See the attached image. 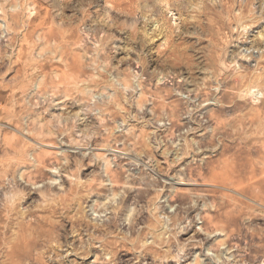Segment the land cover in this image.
Here are the masks:
<instances>
[{"label":"rangeland","instance_id":"rangeland-1","mask_svg":"<svg viewBox=\"0 0 264 264\" xmlns=\"http://www.w3.org/2000/svg\"><path fill=\"white\" fill-rule=\"evenodd\" d=\"M0 264H264V0H0Z\"/></svg>","mask_w":264,"mask_h":264},{"label":"bare ground","instance_id":"bare-ground-1","mask_svg":"<svg viewBox=\"0 0 264 264\" xmlns=\"http://www.w3.org/2000/svg\"><path fill=\"white\" fill-rule=\"evenodd\" d=\"M136 11H137V8H136ZM247 29V28H246ZM243 56H245V55H243ZM247 56H245V58H246ZM251 58H252V56H251ZM244 78V77H243ZM238 80V79H237ZM239 81V80H238Z\"/></svg>","mask_w":264,"mask_h":264}]
</instances>
